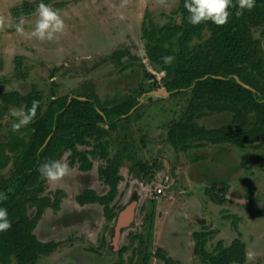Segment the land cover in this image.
<instances>
[{"label":"rangeland","instance_id":"374dc122","mask_svg":"<svg viewBox=\"0 0 264 264\" xmlns=\"http://www.w3.org/2000/svg\"><path fill=\"white\" fill-rule=\"evenodd\" d=\"M178 1L43 0L59 11L65 27L56 34V39L41 41L31 35L38 19L37 6L41 0H0V90L27 95L36 89L46 99L50 92L57 96L88 95L101 107H110L127 98H135L140 103L124 120L121 126L124 130L119 132L121 137H113L107 145L108 155L120 158L123 163L120 170L123 179L111 204L112 211L118 212L117 229L127 226L134 218L128 225L131 227L128 237L122 243H130L134 237L139 239L136 241L137 248L132 250L134 244L131 243L124 253L129 264H133L137 256L141 258L146 252L152 253L149 249L154 236L156 245L162 243L173 253L161 246H156L154 252L162 249L175 264H178L180 256L196 257L191 251L193 245L189 238L185 243L187 234L194 231L212 233L205 246L210 253L215 252L219 242L227 246L239 238L247 249L245 264H264V216L250 218L245 208L252 206V203L247 199L249 193L243 189L244 183L252 182L256 188L255 196L258 197L255 207L264 209V141L248 145L245 149L234 145L207 144L205 152L190 150L183 153H176L168 143V128L183 118L191 95L189 92L178 95L162 92L172 76L150 67L145 55L143 30L148 28L149 22L156 27L181 24ZM21 21L24 28L22 33L16 29ZM252 36L263 58V74L256 76L257 81L263 84L264 25L253 27ZM209 37L210 32L206 29L199 39L190 43L189 47L195 55L199 46ZM173 47L175 51L179 50L176 40ZM126 51L135 60L133 64L130 60V68L123 71L116 64V59ZM126 59L124 56L121 64L126 63ZM13 111H24V107L18 104L8 107L0 103V184L14 170L18 155V152L13 151L14 145L26 143L29 138L31 123L19 131L12 130L11 125L19 119L12 115ZM231 117V114L219 116L207 112L196 123L215 129L229 125ZM253 119V115H249L248 120ZM95 144L92 141V145ZM79 149L85 150L86 147L80 146ZM197 153L206 158L198 161ZM69 155V152H65L59 162L68 165ZM92 159L95 170L105 165L104 159ZM138 164L146 165L150 170L147 169L143 175L137 171ZM189 164L193 165L192 168ZM73 169L69 167L71 176L65 178L71 194L75 191L76 179ZM151 173L154 175L150 178ZM188 175L201 182L208 181L207 186L187 178ZM215 180L228 183V195L232 197L233 203L227 204L222 210L215 209V205L210 207L207 203L210 199L206 191L212 190L211 181ZM158 190L161 192L158 193ZM62 191L65 197L69 195V189ZM43 196L49 197L54 203L59 193L49 191L45 186L41 194ZM224 206L226 203L221 207ZM91 209L86 207L76 211L68 203L63 210H47L49 212L38 226L36 234L40 238L54 234V240L61 241L62 245L54 255L42 257L36 264L105 263V260H100L102 257L98 253L101 240L96 249L85 241L87 236L89 241L95 242L94 235L101 229L104 220L98 221L95 211L92 224L73 220V216L90 213ZM27 212L33 216L35 210L28 208ZM231 214H234V218L228 219L226 215ZM152 220H157L154 234L150 233L154 225ZM45 225L54 228L53 232L46 230ZM140 231L142 237L138 234ZM124 235H127V231ZM148 235L153 236L148 238ZM188 250L192 254L184 255ZM90 254L95 256L91 257ZM199 259L196 262L201 264ZM183 260L181 264H196L192 260L187 261V258ZM15 262L13 259L12 263ZM159 262L155 264H164Z\"/></svg>","mask_w":264,"mask_h":264},{"label":"trees","instance_id":"16d2710c","mask_svg":"<svg viewBox=\"0 0 264 264\" xmlns=\"http://www.w3.org/2000/svg\"><path fill=\"white\" fill-rule=\"evenodd\" d=\"M178 5L181 24L156 27L149 22L148 28L143 30L145 55L149 63L154 70L172 76L165 84V90L171 95L188 92L191 95L183 118L168 128L167 139L172 149L176 153L187 152L203 148L207 144L234 145L245 149L248 145L264 141V83L260 84L256 79L257 75L263 74V58L258 43L252 36L253 27L264 25V0H256L255 7L251 11L244 10L242 15L236 14L239 0H233L231 15L222 26L211 21L192 25L186 19L188 13L184 8V0H179ZM206 29L210 32V37L199 46L195 55L189 45L194 39H199ZM175 40L178 51L173 47ZM124 56L127 61L121 64ZM165 56H173V62L165 64L162 59ZM116 60L121 70L126 71L135 57L126 51ZM130 60L132 61L129 63ZM235 76L252 89L242 86ZM33 101H39V105L34 122L30 124L28 141L14 145L13 151L18 152L14 170L0 184V192L7 196L6 200L0 202V207L7 209L11 221V228L0 232V264H13V259L15 264H35L41 256L58 247L57 243H42L34 234L44 211L48 208L59 209L62 194L57 191L59 198L54 203L47 196L41 197L46 179L41 176L38 168L46 161H58L65 152L70 153L67 157L68 164H77L80 172L92 170V158L105 160V165L99 166L97 173L101 184L108 187V192L98 196L93 190H83L75 201L81 207L98 204L102 207L105 220H114L116 212L112 211L111 204L118 192L122 160L118 157L108 158V138L139 104L137 99L127 98L110 107H101L88 95L57 96L50 92L46 99L36 89H32L27 95L0 90V103L8 107L18 104L27 111ZM207 112L219 116L231 114L230 124L215 129L198 125L196 120L203 118ZM249 115H253V121L248 120ZM92 141L96 144L92 145ZM80 146H85L86 149L80 150ZM136 168L143 175L149 169L141 164ZM153 175L151 173L150 178ZM211 189L206 191V196L212 203L222 206L226 202L228 185L213 183ZM243 189L251 197L256 191L251 182L244 183ZM28 208L35 210L33 216L28 214ZM246 210L252 218L264 216V209L256 210L248 205ZM211 234L207 231L192 234L194 254L204 264H245V246L239 238L234 239L229 247L219 242L215 252L210 253L205 246ZM137 240L139 239L134 237L131 242ZM104 245L103 238L101 247ZM125 252V248L119 250V261L115 264H122ZM152 257L164 264H175L162 249L144 253L136 264H148Z\"/></svg>","mask_w":264,"mask_h":264},{"label":"crops","instance_id":"0c3cea01","mask_svg":"<svg viewBox=\"0 0 264 264\" xmlns=\"http://www.w3.org/2000/svg\"><path fill=\"white\" fill-rule=\"evenodd\" d=\"M131 54V53H130ZM148 60V59H147ZM148 63H149V61H148ZM149 65H150V67L151 68H153L152 67V65L149 63ZM124 125V121L123 122H121L119 125H118V127H117V129H116V131H114V132H111V134H110V137L108 138V140H109V143H110V141H112V139H114L115 137L116 138H118V137H121L120 135H119V132H121L122 130H124L121 126H123ZM128 134H130V133H128ZM122 135V134H121ZM114 137V138H113ZM168 142V141H167ZM169 143V142H168ZM169 145H170V143H169ZM210 145V144H209ZM207 146H205V147H203V148H198V149H190V150H194L193 152H205V151H207V148H206ZM190 150H188V151H190ZM196 150V151H195ZM200 150V151H199ZM187 151V152H188ZM183 153V152H182ZM108 158H113V156L112 155H108ZM197 158H198V161H199V159H201V158H206L204 155H202V154H200V153H197ZM59 161V160H58ZM124 161V160H123ZM92 163H93V168H92V170L91 171H89V172H80V171H78V165L76 166V164L74 165V166H70L69 164H68V168L69 167H73L74 169V171H75V174H74V178H76L75 179V183H74V192H73V194H71L70 193V188H69V184H67V182L65 181V178H67V176H71L70 175V172H68L64 177H62L59 181H57V182H51V181H49V180H45V186L46 187H48V190L49 191H61L62 192V197H61V202H60V207H59V209L61 208L62 210L65 208V206H67V204L69 203H71V207H72V209L73 210H76V211H78V209L80 210V209H82V208H86V207H91L92 209H91V212L90 213H86V214H79V215H75V216H73L74 218H73V220H82V221H86V222H88L89 224H92V214H94V212L93 211H95V214H96V216H98V221H102V220H104V224H102L101 225V229L98 231V233H96L95 235H94V237L96 238L95 239V242H92V241H89L90 239H89V237H87V236H85V241L86 242H88L89 244V246L90 247H92V248H94V249H96V247L99 245L98 244V242H99V240H101V244L98 246V248H99V250H98V253L101 255L100 257H102V258H100V260H105L106 262L105 263H102V264H115V263H117L118 261H119V257H118V252H119V250L120 249H122V248H126V250H128L129 249V245H132V244H134L133 245V247H132V250L134 249V248H137V242L136 241H134V242H130V243H126V244H123L122 243V241L123 240H125V237H128V232H129V230L131 229V227H129L128 225H130V223L133 221V219L132 220H130V222H128V224H127V226H124V227H122V229H120V230H118L117 229V225H116V217H117V214H118V212H117V214H116V217L114 218V220L112 221V222H108V221H106L105 220V218L103 217V214H102V207L100 206V205H98V204H92V205H86V206H83V207H81V206H79L77 203H76V201H75V198H76V196L78 195V194H80L83 190H93V191H95L96 192V194L98 195V196H103V195H105L107 192H108V187L107 186H104V185H102L101 184V182L99 181V179H98V173H97V170H98V168H97V170H95V168H94V161H92ZM161 164V163H160ZM122 165H123V163H121V165H120V167H119V176H120V181H119V183H121L122 182V179H123V177H122V175H121V173H120V170H121V167H122ZM161 166H163V163L161 164ZM192 166L193 165H190L189 164V167H191L192 168ZM94 169V170H93ZM73 171V172H74ZM164 173V172H163ZM163 173H162V177L164 178V175H163ZM187 178H190L191 180L193 179L194 181L195 180H197V181H200V179H196V178H194L193 176H187ZM189 179V180H190ZM203 179V178H202ZM251 179H253V178H251ZM152 181V183H154L153 182V179L151 180ZM201 182V181H200ZM212 182V184L214 183V184H217V185H220L221 183H226L225 181H219V180H215V181H211ZM119 183H118V188H119ZM201 183H203L204 185H206V184H208V181L206 182V181H202ZM252 183V182H251ZM227 185H228V183H226ZM207 186V185H206ZM229 186V185H228ZM255 186V185H254ZM45 188V187H44ZM69 189V195L67 196V197H65V193L62 191V189ZM229 191V190H228ZM232 197H231V195H228V192H227V194H226V196H225V199H226V206H224V207H221V206H219V205H216V204H214V203H212L210 200L209 201H207V203H208V205L210 206V207H213L212 205H215V206H217V207H215V209H217V210H222V208H226L227 207V204H229V205H231L233 202H232V199H231ZM247 199L249 200V202L250 203H252V206L254 205V207H252L251 205V207L252 208H254V209H256V210H258L255 206H257V205H255V203H257V200H258V197L257 196H255V194H254V196H248L247 197ZM232 202V203H231ZM224 203V204H225ZM249 203V204H250ZM223 204V205H224ZM59 209H57V210H59ZM47 210H55V209H51V208H48V209H46L45 211H44V214L45 215H43L42 216V219L39 221V223H38V225H37V227H36V229H35V231H34V234L35 235H37L36 233H37V230L39 229L38 228V226L42 223V221H43V218H45V216H47L46 214L49 212H47ZM57 210H55V211H57ZM245 210H246V208H245ZM116 212V211H115ZM246 212L248 213V215H249V212L246 210ZM147 214V213H146ZM160 215H162V213H160ZM148 216V215H147ZM226 216H234V214L232 215H226ZM250 218H251V216H250ZM260 218V217H259ZM251 219H257V218H251ZM153 221V223H154V225H153V229H152V232H150V233H152V234H154L153 233V230H155L156 228H155V226H156V222H157V220H152ZM45 229L46 230H49V231H52L53 232V229H52V227L50 228L48 225H45ZM127 231V235H124L125 234V232ZM142 231H140V233H138L139 234V236H143L142 235V233H141ZM194 232H196V231H194ZM100 234H101V236H100ZM192 234L193 233H188L187 234V238H185V243H186V239H188L189 238V240H190V244L191 245H193V246H191L192 248H191V251L194 253V241H193V239H192ZM117 235V236H116ZM53 236H54V234H49L48 235V237H46V238H40L38 235H37V239L39 240V241H41L42 243H49V242H53V243H57L58 244V247L53 251V252H51V253H49V254H47V255H45V256H41L40 258H42V257H46V256H52V255H54V253H56L57 251H59L60 250V246L62 245V243H61V241H55L54 240V238H53ZM151 236H153V235H148V238L149 237H151ZM93 236H91V238H92ZM115 237H117L116 239H115ZM103 238L105 239V245L103 246V247H101V245H102V241H103ZM89 239V240H88ZM126 240H127V238H126ZM151 241H152V243H150V251L153 253L154 252V250L156 249V246H161V248H163L164 250H167V252H172L173 253V250L171 249V250H169L168 251V248L166 247V245H164V244H162V243H160L161 245H156V240H155V236L154 237H152L151 238ZM81 243V242H80ZM80 243H79V245H80ZM132 243V244H131ZM232 243V242H231ZM231 243H229V245H227V246H225V247H229L230 245H231ZM186 245V244H185ZM84 246H86V245H84ZM83 247V246H82ZM158 248V247H157ZM188 248V247H187ZM186 248V249H187ZM190 249V248H189ZM207 250V249H206ZM191 251H189L188 250V252L187 253H184V255H186V254H192V252ZM168 253V254H169ZM245 254H246V261H247V249H246V247H245ZM181 255V254H180ZM195 255V254H194ZM90 256L92 257V256H95V255H92V254H90ZM172 256V255H171ZM197 257V256H196ZM196 257H191L190 258V256H188L187 255V257H185V258H187V261H193L194 263H196V264H198L197 262H196V260L197 259H199L198 257L196 258ZM39 258V259H40ZM138 258L139 257H136V260H135V262H137L138 263ZM185 258H183L182 256H180V259H179V257H178V264H179V262H180V264H181V262L183 263V259H185ZM196 258V259H195ZM38 259V260H39ZM37 260V261H38ZM128 259L126 258V257H124V254H123V257H122V260H121V263L122 264H129L128 263V261H127ZM37 261H36V263H37ZM159 261H161V260H159V259H157V258H155V257H152V258H150V260H149V262H148V264H155L156 262H159ZM199 262L202 264V261L199 259ZM35 263V264H36ZM160 263V262H159ZM162 263H164V262H162ZM233 264H236V263H233Z\"/></svg>","mask_w":264,"mask_h":264},{"label":"clouds","instance_id":"9594fccd","mask_svg":"<svg viewBox=\"0 0 264 264\" xmlns=\"http://www.w3.org/2000/svg\"><path fill=\"white\" fill-rule=\"evenodd\" d=\"M256 0H239L237 15H242L244 10L251 11L255 7ZM234 7L233 0H184V8L188 15L187 21L192 25L201 24L211 21L217 26L225 25L231 15L230 9ZM38 19L35 23L31 35L41 41H52L56 39V34L63 31L65 25L59 11L45 4L43 0L37 6ZM18 32H23V21L16 25ZM165 64H171L174 60L173 56H165L162 58ZM39 101H33L31 108L27 111L16 112L12 115L19 117L11 127L13 131H19L22 127L34 122L36 110ZM39 173L45 179L51 182H57L64 177L68 171L67 163H61L56 160L46 161L39 165ZM7 199L4 192H0V202ZM11 228V221L8 218V211L4 207H0V232H4Z\"/></svg>","mask_w":264,"mask_h":264},{"label":"water","instance_id":"95a60500","mask_svg":"<svg viewBox=\"0 0 264 264\" xmlns=\"http://www.w3.org/2000/svg\"><path fill=\"white\" fill-rule=\"evenodd\" d=\"M235 78H236L237 81H238L242 86H244L245 88H247V89H252V88L249 87L248 85H245V84H243L241 81H239L237 77H235ZM162 92H163V93H166V94H169L166 90H164V91H162ZM139 104H140V103H139ZM139 104H138L137 106H139ZM137 106H136V107H137ZM136 107H135V108H136ZM135 108H134V109H135ZM134 109H133L129 114H131V113L134 111ZM48 140H49V138L47 139V141H48Z\"/></svg>","mask_w":264,"mask_h":264},{"label":"built area","instance_id":"2783aa9c","mask_svg":"<svg viewBox=\"0 0 264 264\" xmlns=\"http://www.w3.org/2000/svg\"><path fill=\"white\" fill-rule=\"evenodd\" d=\"M161 191L160 190H158V193H160Z\"/></svg>","mask_w":264,"mask_h":264}]
</instances>
